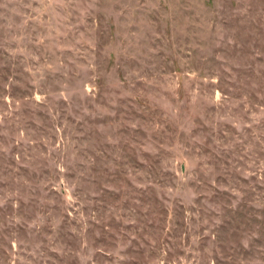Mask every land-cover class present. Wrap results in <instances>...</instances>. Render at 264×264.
Segmentation results:
<instances>
[{
    "label": "rangeland",
    "instance_id": "1",
    "mask_svg": "<svg viewBox=\"0 0 264 264\" xmlns=\"http://www.w3.org/2000/svg\"><path fill=\"white\" fill-rule=\"evenodd\" d=\"M0 264H264V0H0Z\"/></svg>",
    "mask_w": 264,
    "mask_h": 264
}]
</instances>
